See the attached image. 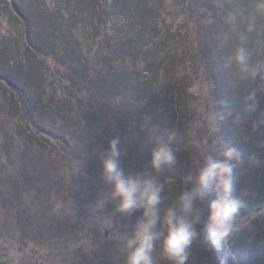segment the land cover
Wrapping results in <instances>:
<instances>
[{
	"label": "rangeland",
	"instance_id": "1",
	"mask_svg": "<svg viewBox=\"0 0 264 264\" xmlns=\"http://www.w3.org/2000/svg\"><path fill=\"white\" fill-rule=\"evenodd\" d=\"M127 1L0 0V264H123L118 237L141 210L128 219L115 201L93 207L111 190L96 152L113 137L134 174L150 171L154 136L174 133L177 164L157 175L164 184L185 180L196 159L240 148L234 195L252 205L241 216L264 202V129L252 127L264 112V0ZM241 44L255 79L225 66ZM251 89L260 104L246 113ZM208 112L223 117L214 129ZM232 244L263 264L264 216L224 242L232 261L221 259L240 264ZM215 255L197 241L188 264H219ZM154 259L170 264L158 248Z\"/></svg>",
	"mask_w": 264,
	"mask_h": 264
},
{
	"label": "clouds",
	"instance_id": "2",
	"mask_svg": "<svg viewBox=\"0 0 264 264\" xmlns=\"http://www.w3.org/2000/svg\"><path fill=\"white\" fill-rule=\"evenodd\" d=\"M258 10H264V3L258 5ZM250 59L249 48L241 44L230 57L225 58L224 63L232 71L235 66L238 79L252 80L258 71L252 69ZM241 103L244 112H255L260 104L258 89L247 91ZM222 118L215 112L206 114L213 129ZM252 127L253 130L264 129V112ZM174 138V133L156 134L150 152V171L144 169L134 174H126L121 167L119 137H113L106 149L96 152L102 179L111 190L95 201L94 209L99 210L108 202L115 201L116 211L128 219L141 210L129 229L119 234L123 264H156L154 253L157 248L160 256L170 264H188L197 241L206 252L220 250L222 243L233 233L250 226L252 219L264 216V202L248 211L247 217L241 216V210L249 209V204L234 195L239 179L236 168L245 160V153L237 147L223 149L219 153L223 159L208 155L203 164L198 159L194 160L195 171L187 174L175 197L166 202L163 194L165 184L157 179V175L177 164ZM261 146L264 147V142ZM247 159L252 164L260 163L253 154H249ZM79 171L80 165H74L70 177ZM249 194L247 189L242 193L244 196ZM210 196L213 198L209 199ZM67 210L73 212L71 204ZM205 211L207 226L203 227L201 216Z\"/></svg>",
	"mask_w": 264,
	"mask_h": 264
},
{
	"label": "trees",
	"instance_id": "3",
	"mask_svg": "<svg viewBox=\"0 0 264 264\" xmlns=\"http://www.w3.org/2000/svg\"><path fill=\"white\" fill-rule=\"evenodd\" d=\"M126 4L130 5L127 0H126V2L123 5H126ZM169 181H171V183H165L166 185H165V189H164V193H163L165 195V197H166V202L171 200L173 198L172 196H175L176 193L178 192V190H176V189H174L175 192H173L172 189H171V186H173V184H175V186L179 187V186H181L182 184L185 183V180H179L178 181L176 178H174V179L171 178ZM180 181H184V182H180ZM251 207H252V205L250 204L249 209ZM201 221H202V217H201ZM206 226H207V222L205 223V227ZM223 245H224V243H222V246H221L220 250H216L215 258H216V261H218L219 258H217V255H219L218 256V257H220V260L218 261L219 264H225V260L226 259L228 260V263L230 262V260L232 261L230 256H224L223 253L221 254V250L223 252V249H224ZM231 248H232V250L234 252V255L236 256L237 260L240 262V264H247L246 261H245L246 260L245 244H242L240 246L232 244ZM210 257H212V255ZM222 257H224L225 260L224 259L222 260L221 259ZM263 264H264V262H263Z\"/></svg>",
	"mask_w": 264,
	"mask_h": 264
}]
</instances>
